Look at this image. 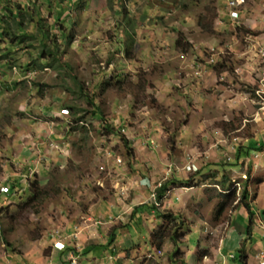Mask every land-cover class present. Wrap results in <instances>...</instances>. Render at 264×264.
I'll return each mask as SVG.
<instances>
[{
    "label": "rangeland",
    "instance_id": "obj_1",
    "mask_svg": "<svg viewBox=\"0 0 264 264\" xmlns=\"http://www.w3.org/2000/svg\"><path fill=\"white\" fill-rule=\"evenodd\" d=\"M239 10L0 0V264H259L237 230L243 189L264 218V0Z\"/></svg>",
    "mask_w": 264,
    "mask_h": 264
},
{
    "label": "trees",
    "instance_id": "obj_2",
    "mask_svg": "<svg viewBox=\"0 0 264 264\" xmlns=\"http://www.w3.org/2000/svg\"><path fill=\"white\" fill-rule=\"evenodd\" d=\"M16 18H18V16H15V19ZM18 25L19 24H21L19 21H18V23H17ZM0 25H2V24H0ZM20 26H22V25H20ZM0 29H2L1 31H0V36L1 35H3V27H1L0 26ZM7 31V30H6ZM45 33V32H44ZM43 33V31H42V36H41V38H40V40H42L43 38H44V34ZM27 37V35H25V34H23L22 36H19V35H14V38L16 39L15 40V42L16 43H22V41L25 39ZM1 40V39H0ZM42 43V42H41ZM43 46H42V49H41V56H45V54H47V55H50V54H53L52 53V51L49 49V47H47V44H45L44 42H43V44H42ZM8 47H9V45H8ZM12 47H14V45H12L11 46V48ZM19 47V46H18ZM18 47H16V48H14L15 50L18 48ZM13 50V49H12ZM69 109H72V107H69ZM251 140L249 139L248 140V143L247 144H243V145H239L238 147H237V150H236V152H237V158H239V157H244V156H248L253 150H260V146H261V144L259 143V146H257V144L258 143H253V144H256V145H252L251 144ZM240 159V158H239ZM33 183H35V181L33 182ZM15 187V185L14 184H12V189ZM11 189V190H12ZM32 189V188H31ZM9 192H10V187H9ZM8 192V193H9ZM8 193H5V194H8ZM159 194H158V200H159V198H161L162 197V193L161 192H158ZM35 195L33 194V197H34ZM35 198V197H34ZM154 203V202H153ZM239 205H241V206H243L244 208H246V210L248 211V212H250L249 214V223L247 224V228H246V230H245V232H246V235L248 236V237H250V235H251V221H252V215H253V213H252V211L250 210V205H249V203H248V191L246 190V189H243L242 190V192H241V195L239 196ZM139 207L140 206H138L137 207V210L136 211H139ZM224 207V205H221V207H220V209H222ZM219 209V210H220ZM158 216H159V214H158ZM161 216H162V223L161 224H159V226H158V228H156V229H154V231H153V233H152V235H151V237L153 238V241L154 242H156V246H157V248H160L161 246H162V240L165 238V237H169V239H171V241L174 243V246H175V251H174V253H176L177 252V247H178V235H177V231L176 230H173V232L172 233H170L169 231H168V229H167V226H169L168 224H171V225H173L174 224V222L177 220V216L175 215V214H173L172 212H170V213H162L161 214ZM133 218L135 219V218H138V214L135 212V213H133ZM118 233H119V231H118V228L116 229V231H114L113 233H111L110 235H109V240H108V243L107 244H112L114 241H115V239L117 238V235H118ZM239 257H240V259L242 260H244L245 259V250H244V248H239ZM66 262V261H65Z\"/></svg>",
    "mask_w": 264,
    "mask_h": 264
},
{
    "label": "crops",
    "instance_id": "obj_3",
    "mask_svg": "<svg viewBox=\"0 0 264 264\" xmlns=\"http://www.w3.org/2000/svg\"><path fill=\"white\" fill-rule=\"evenodd\" d=\"M244 210L245 209L243 207H240V209L238 210V212H239V215L242 216V219L243 220H246V217H247V215H246L247 213L246 212L247 211H245V213H243ZM252 213H253V215H252L253 220L251 222L253 223V225H252L253 226V229L251 227V236H250L251 243H252V247L255 248L256 250H258L259 248L260 249H264V230L263 229H260V224H262V222H263V220H262L263 217H261L259 219V221H258V216L261 215V214L258 213L256 210H253ZM239 215H238V217H239ZM248 223L249 222H247V224ZM246 226L245 225H242L240 228H238L236 226L235 227L238 228V230H237L238 233H245L244 231L246 230ZM254 234H257V236L261 239V242L257 241V242H254V244H253L252 240L254 239L253 238V235ZM240 239H243V238L240 237ZM249 251H250V248H248V246H247L246 252H247L248 258H247L246 264H250V263L256 264L255 257H254V255H255L256 252H254V253L251 254Z\"/></svg>",
    "mask_w": 264,
    "mask_h": 264
},
{
    "label": "built area",
    "instance_id": "obj_4",
    "mask_svg": "<svg viewBox=\"0 0 264 264\" xmlns=\"http://www.w3.org/2000/svg\"><path fill=\"white\" fill-rule=\"evenodd\" d=\"M245 3V0H226V8L229 10V16L235 20L239 14V8ZM264 54V51H263ZM1 190L7 192V187H2ZM264 222V219H263ZM259 264H264V249H262L261 254H259L258 258ZM224 264V263H219Z\"/></svg>",
    "mask_w": 264,
    "mask_h": 264
},
{
    "label": "bare ground",
    "instance_id": "obj_5",
    "mask_svg": "<svg viewBox=\"0 0 264 264\" xmlns=\"http://www.w3.org/2000/svg\"><path fill=\"white\" fill-rule=\"evenodd\" d=\"M2 187H7V186L3 185V186H1V188H2ZM7 189H8L7 192H4L3 190H1L0 192H1V193H8V192H9V187H7ZM263 219H264V218H263ZM262 227H263V229H264V222H262Z\"/></svg>",
    "mask_w": 264,
    "mask_h": 264
}]
</instances>
